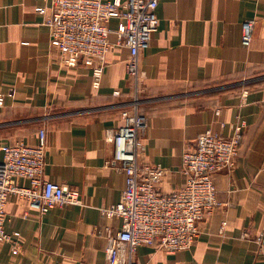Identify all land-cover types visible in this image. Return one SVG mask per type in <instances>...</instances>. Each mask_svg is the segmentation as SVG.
I'll return each mask as SVG.
<instances>
[{
	"label": "crops",
	"instance_id": "obj_1",
	"mask_svg": "<svg viewBox=\"0 0 264 264\" xmlns=\"http://www.w3.org/2000/svg\"><path fill=\"white\" fill-rule=\"evenodd\" d=\"M50 3L0 0V161L5 145H35L46 129L44 178L68 184L83 204L42 214L12 197L6 230L20 233L21 249L0 245V264H107L106 231L120 230L121 219L101 208L117 203L126 185L125 173L107 163L116 151L112 134L124 125L122 112L133 97L130 52L113 33L115 46L95 88L91 71L63 64L51 44L40 13ZM156 14L159 27L141 56L140 107L149 118L143 159L170 170L162 190L183 185V152L202 132L231 136L237 119L246 127L237 165L215 177L220 205L200 224L197 243L172 254L143 245L137 260L264 264L257 242L264 232V0H160ZM250 18L254 36L245 47L243 22ZM125 25L119 18L110 22L113 30Z\"/></svg>",
	"mask_w": 264,
	"mask_h": 264
},
{
	"label": "built area",
	"instance_id": "obj_2",
	"mask_svg": "<svg viewBox=\"0 0 264 264\" xmlns=\"http://www.w3.org/2000/svg\"><path fill=\"white\" fill-rule=\"evenodd\" d=\"M160 0H51L40 13L50 28L51 44L60 51L67 66L83 65L93 77V86L100 88L108 65L107 56L115 44L128 47L126 67L132 82L133 97L122 112L124 125L112 134L116 145L113 160L107 165L126 176L120 200L101 208L107 217H119L121 228L106 231L107 264H141L137 253L141 246L151 245L167 253L192 248L198 241L200 224L220 205L216 175L237 165L246 122L232 125L233 134L224 136L208 128L183 152V185L164 192L161 184L170 171L161 163L145 161L143 134L149 118L142 113L140 94L145 72L141 56L151 43L152 33L159 27L156 11ZM125 20V27L113 30L111 20ZM254 19L243 22L242 44L250 47L254 36ZM120 95V92H116ZM3 101L0 100V106ZM220 113V111H218ZM47 131L42 129L37 144L18 142L3 147L0 161V245L11 243L20 251V233L6 230V206L12 197L28 200L42 214L65 205H81L79 192L65 183L44 178L47 152ZM30 185H25L24 180ZM225 224V222L223 223ZM223 229L221 233H223ZM245 232L243 239H249ZM264 248V232L257 238Z\"/></svg>",
	"mask_w": 264,
	"mask_h": 264
}]
</instances>
